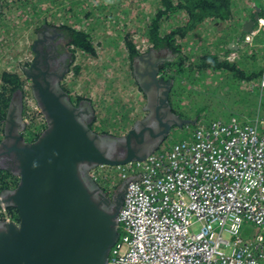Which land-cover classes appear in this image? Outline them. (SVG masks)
I'll return each mask as SVG.
<instances>
[{
    "label": "water",
    "instance_id": "obj_1",
    "mask_svg": "<svg viewBox=\"0 0 264 264\" xmlns=\"http://www.w3.org/2000/svg\"><path fill=\"white\" fill-rule=\"evenodd\" d=\"M255 8L243 22L247 33L259 17L260 6ZM41 42L40 37L33 40V56L23 69L47 125L35 139L25 140L22 91L16 89L0 140V153L15 155L19 176L8 197H2L17 208L19 223L7 222V229H0V264H108L118 236L117 213L130 178L111 195L91 176L90 169L143 160L172 126L194 122L172 109L173 79L160 73L164 62L177 53L151 48L132 60L133 75L146 94L147 112L124 133L115 135L90 126L87 116L93 115L92 105L89 100L71 101L60 83L62 71L56 72L49 58L40 63Z\"/></svg>",
    "mask_w": 264,
    "mask_h": 264
},
{
    "label": "rangeland",
    "instance_id": "obj_2",
    "mask_svg": "<svg viewBox=\"0 0 264 264\" xmlns=\"http://www.w3.org/2000/svg\"><path fill=\"white\" fill-rule=\"evenodd\" d=\"M7 1L10 5L3 4ZM12 1L14 0L0 1V86L4 71L20 75L25 82L27 77L21 66L29 61L31 42L42 23L55 26L66 24L85 29L90 34L96 51L91 54L71 46L72 58L62 79L63 87L69 92L71 100L85 98L92 105L93 118L90 126L98 132L120 135L135 120L146 114L145 94L134 78L132 59L127 53L124 36L129 33L139 50L146 49L148 42L145 25L148 19L145 20V16L154 13L157 0H59L56 6L53 4L48 10L44 0L39 5L36 0H25L28 4ZM238 1L234 3L236 10L241 7V2ZM257 3L260 1L257 0ZM136 12L141 19L135 16ZM183 20V12L171 13L169 19L163 21L161 30L168 31L183 23ZM232 21L233 18L230 22ZM224 22L208 18L199 26L187 30L182 38L177 39V53L184 56L186 63L191 66L199 62L200 55L215 54L221 60L235 62L236 68L242 72H257L258 75L242 78L230 69L213 68L177 75L170 93L171 107L178 115L194 120L193 125L212 119H242L249 123L257 121L261 127L260 119L264 115V71L261 73L260 70H264V25L259 35L246 41L243 32L236 31L233 36L228 29L231 23L228 20ZM219 39L223 41H218ZM229 41H234L237 48L227 44ZM219 43H223V46ZM231 54L234 55L232 59L227 57ZM176 62L172 64L173 68H176ZM184 68L188 69V66ZM28 86V83L24 85L25 95L22 92V118L25 125L38 126L43 121L39 112L34 114L30 109V104L37 101ZM175 86H182V93L177 94ZM8 95L11 97L12 92L8 91L6 96ZM3 127L4 124L0 123V139L3 137ZM184 128L185 126H172L160 147L167 148L181 137L185 132ZM23 133L28 137L32 130L26 128ZM114 170L107 164L96 169L98 183L110 191L117 177ZM249 227V222L245 221L242 228L245 236L248 235Z\"/></svg>",
    "mask_w": 264,
    "mask_h": 264
},
{
    "label": "built area",
    "instance_id": "obj_3",
    "mask_svg": "<svg viewBox=\"0 0 264 264\" xmlns=\"http://www.w3.org/2000/svg\"><path fill=\"white\" fill-rule=\"evenodd\" d=\"M263 25L259 15L244 39L251 41ZM23 83L31 93L30 79ZM30 109L41 114L38 126H44L37 102ZM260 123L199 122L143 160L111 165L117 172L112 190L122 179L130 180L107 263L264 264V115ZM102 165L90 169L97 182Z\"/></svg>",
    "mask_w": 264,
    "mask_h": 264
},
{
    "label": "trees",
    "instance_id": "obj_4",
    "mask_svg": "<svg viewBox=\"0 0 264 264\" xmlns=\"http://www.w3.org/2000/svg\"><path fill=\"white\" fill-rule=\"evenodd\" d=\"M2 1V0H0ZM19 1L21 4H24V2L30 0H14ZM12 1V2H14ZM43 0H36L37 4L39 5ZM55 3H51V2ZM28 2H26L28 4ZM59 0H44V3L46 5V10H48V7L52 8L53 4L58 3ZM234 2L236 0H157L155 2V9L154 13L151 14V16L146 14L145 20L148 19V22L145 25V35L148 42V46L146 47H167L171 52H179V45L177 44V39L182 38L187 30L193 29L196 25L201 24L206 18L215 19V21H225L227 19H230L232 16V9L234 6ZM5 5H10L9 2H4ZM259 5V4H257ZM259 10V15L264 16V9L261 5ZM148 10V9H141ZM140 11V12H141ZM182 13L184 19L183 23L177 24L176 26L172 27L170 30L163 32L161 30V25L165 19H169L171 13ZM137 13H135V16L137 17ZM138 19H141L137 17ZM62 28H65L67 30L68 36H69V46L77 47L83 51H86V53H95V47L91 40L90 34L86 32L85 29L80 28H73L71 26H68L66 24H62V26H59ZM244 32V31H243ZM124 38L126 39V46H127V53L129 57L133 60V56L139 54L141 50L137 47V44L132 41V39L129 36V33H127ZM35 39V38H34ZM33 39V40H34ZM32 40V42H33ZM31 42V44H32ZM31 49V46H30ZM33 53V51L31 50ZM177 56V57H176ZM179 59V60H178ZM178 60V61H177ZM177 61V62H176ZM176 68H173V63ZM186 64L185 66H188L187 68H184L185 66H182V64ZM28 64V62H27ZM172 65V66H171ZM211 69L214 70H231L233 73H237L242 78H253L258 75L257 72H242L240 69L236 68L235 62H230L227 60H221L217 55L211 54V53H204L200 55L199 62L196 63L194 66L188 65L186 63V59L184 56H179L177 53L173 59L167 60L164 62L163 67L160 69V71H163V76L167 78H172L173 83L174 80L176 81L177 75L183 76L185 73H190L195 70H203V69ZM191 70V71H190ZM261 73L263 68H261ZM246 73V74H245ZM135 78V77H134ZM175 78V79H174ZM23 84V79L20 77V75L12 72L4 71L2 73V82L0 86V123L4 124V118L6 109L8 106V102L10 100V96H6V93L13 92L16 89H21ZM180 88H176L175 91L177 94L182 93ZM140 88V87H139ZM141 89V88H140ZM173 85L171 86L170 92H169V101H170V93L172 92ZM264 89V87H263ZM80 99L79 97H77ZM171 104V101H170ZM204 108L202 109V111ZM193 124L191 122L183 124L181 126H192ZM1 173V171H0ZM8 176L2 175L1 179L3 180V183L7 181ZM117 185V184H116ZM115 185V186H116ZM104 190L111 194V191L107 188H105L103 185H101ZM16 211V210H15ZM16 215H18V212H15Z\"/></svg>",
    "mask_w": 264,
    "mask_h": 264
},
{
    "label": "flooded vegetation",
    "instance_id": "obj_5",
    "mask_svg": "<svg viewBox=\"0 0 264 264\" xmlns=\"http://www.w3.org/2000/svg\"><path fill=\"white\" fill-rule=\"evenodd\" d=\"M39 37L42 41L41 45L39 47V49H40V56H39L40 57V63H42V64L46 63L48 61L47 59L49 58L51 60V62L53 63V65L55 66L56 72L62 71V78L60 81V83L62 84V79L64 78V75L66 74V72L68 70L69 62L72 58V49L68 43L69 36H68L67 30L65 28H62L59 26L48 25V24L42 23L37 28V30L35 32V36H34V38H39ZM151 48L153 49V51H159V50L166 51V50H168L169 52H171L167 47H159V48L149 47L144 51H147L148 49H151ZM144 51H141V52H144ZM31 54L33 56L32 52H31ZM137 55L133 56V59H136ZM27 62L29 63V61H27ZM27 62L22 64V66H21L23 73L25 71L24 66L27 64ZM160 73L163 74V71L162 72L160 71ZM165 78H167V77L165 76ZM135 80L137 82L136 77H135ZM137 84H138V82H137ZM62 87H63V84H62ZM144 94H145V92H144ZM70 99H71V97H70ZM71 101H73V100H71ZM82 101L86 102L87 99H85V98L84 99H78L77 101H73V102L75 104H81ZM145 101H146V94H145ZM9 102H10V100H9ZM9 102H8V105H9ZM83 107L86 109V105H83ZM7 110H8V106L6 109L5 117L7 114ZM82 114H84V117L86 118V111H84ZM20 116L21 117L23 116V108L21 109V115ZM92 118H93V115L91 117L88 115L87 116L88 122L91 121ZM4 120H5V118H4ZM22 120H23V118H22ZM20 121H21V119H20ZM17 123H18V120H17ZM89 124H90V122H89ZM46 125H47V122L45 120L44 126H32V125L27 126V128L32 130V133L28 137L24 136L25 140L32 141L33 139H35L39 135V133L46 127ZM25 127L26 126L24 124L23 129H22V134H23V130ZM16 165H17V160L15 158V155H11L8 153H0V171H1V173H0V229H4V230L7 229V225H8L7 222H13L16 224L19 223L18 215L15 214L16 211L18 212L17 208L14 205H12L11 203H8L2 199V197L7 198L9 195V190L13 189L15 187V185L17 184L19 176L15 173V170L17 169ZM2 175L8 176L5 184L3 183V180L1 179ZM124 180L125 179H122L121 182H123ZM121 182H120V184H121ZM119 185H117L116 188L111 191L112 194L116 191V189Z\"/></svg>",
    "mask_w": 264,
    "mask_h": 264
},
{
    "label": "crops",
    "instance_id": "obj_6",
    "mask_svg": "<svg viewBox=\"0 0 264 264\" xmlns=\"http://www.w3.org/2000/svg\"><path fill=\"white\" fill-rule=\"evenodd\" d=\"M259 1H260L259 5H261L263 7L264 0H259ZM238 2H241V7L239 8V10H236V7L234 5L233 9H232V16L230 19H227L229 21V23H231V25L228 29L231 30L233 36H234V33L236 31H240V32L244 31L242 28L244 20H246L247 18H249L250 16H252L256 12L255 5L258 4L257 0H239ZM250 12H251V14L249 15ZM232 18L234 19V21L230 22V20ZM204 21H207V18ZM221 22H224V21H221ZM254 26H255V24L253 25V28H254ZM257 28H258L257 32L255 34H253L252 37L256 36L257 34L259 35V31L262 30V26L257 27ZM245 33L246 32L244 31L243 35ZM218 41H223V39H219ZM229 43L233 46V48H235L236 44L234 41H229L227 44H229ZM219 44H221L223 46V43H219Z\"/></svg>",
    "mask_w": 264,
    "mask_h": 264
},
{
    "label": "clouds",
    "instance_id": "obj_7",
    "mask_svg": "<svg viewBox=\"0 0 264 264\" xmlns=\"http://www.w3.org/2000/svg\"><path fill=\"white\" fill-rule=\"evenodd\" d=\"M146 50V49H145Z\"/></svg>",
    "mask_w": 264,
    "mask_h": 264
}]
</instances>
